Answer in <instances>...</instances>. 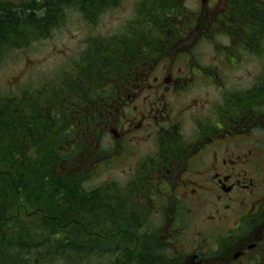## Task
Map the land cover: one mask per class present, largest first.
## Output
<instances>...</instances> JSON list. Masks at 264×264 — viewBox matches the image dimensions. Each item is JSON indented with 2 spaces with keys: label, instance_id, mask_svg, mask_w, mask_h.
<instances>
[{
  "label": "flooded vegetation",
  "instance_id": "flooded-vegetation-1",
  "mask_svg": "<svg viewBox=\"0 0 264 264\" xmlns=\"http://www.w3.org/2000/svg\"><path fill=\"white\" fill-rule=\"evenodd\" d=\"M253 9L244 18L230 0H209L196 15L135 14L6 94L22 105L23 157L110 201L102 232L87 237L119 241L125 224L128 257L146 249L159 264H264V12ZM65 19L34 38L18 27L19 50ZM8 53L5 44L0 63ZM247 54L263 61L243 67ZM22 209L24 223L42 222ZM69 223L91 225L88 215Z\"/></svg>",
  "mask_w": 264,
  "mask_h": 264
},
{
  "label": "trees",
  "instance_id": "trees-1",
  "mask_svg": "<svg viewBox=\"0 0 264 264\" xmlns=\"http://www.w3.org/2000/svg\"><path fill=\"white\" fill-rule=\"evenodd\" d=\"M177 1L142 0L137 16L144 13L151 2L156 14L178 11ZM236 1L239 3L237 11L244 18L255 12V6L260 9L263 6L264 12L261 0ZM121 2L30 0L19 5L9 3L8 12L0 7V52L5 44H9V49L21 47V28L17 30L18 27L26 28L27 38H34L35 33L63 18L64 10L72 8L89 22L96 23L106 12L119 8ZM146 36L147 32L139 27L137 37ZM21 108L18 99L0 95V264H159L160 260L154 259L146 249L141 256H125L123 248L133 246L129 234L132 230L125 224L121 226L123 236L115 243H105L98 236H83L85 229L102 232V217L109 212L103 205L110 201L99 192L84 193L76 180L57 174L53 164L48 166L31 155L23 157ZM23 206L32 220L42 222L39 225L32 221L24 223L27 217L23 219ZM85 215L91 221L88 228L69 223L71 217L81 220Z\"/></svg>",
  "mask_w": 264,
  "mask_h": 264
},
{
  "label": "rangeland",
  "instance_id": "rangeland-1",
  "mask_svg": "<svg viewBox=\"0 0 264 264\" xmlns=\"http://www.w3.org/2000/svg\"><path fill=\"white\" fill-rule=\"evenodd\" d=\"M137 1L139 0H122L119 8L103 15L96 25H88L78 13L71 11L73 8L64 10L68 13L64 23L55 29L47 40L37 42L25 50L11 51L0 63V93H15L24 83L33 86L39 82L38 77L45 80L66 63L69 51L81 50L88 39L98 36L100 30L109 37L112 36L114 31L121 29L133 19L134 5ZM184 7V11L196 15L201 9L200 0H185ZM214 9L217 11V4ZM200 47L208 54L209 50H212L209 44ZM257 61L263 60L247 54L242 66L250 68L251 63L255 65Z\"/></svg>",
  "mask_w": 264,
  "mask_h": 264
}]
</instances>
